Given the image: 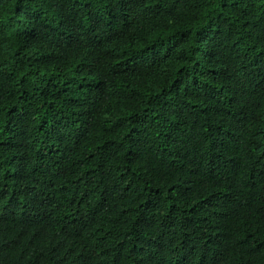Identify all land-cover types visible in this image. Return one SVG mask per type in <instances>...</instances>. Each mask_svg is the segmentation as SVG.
<instances>
[{
	"label": "trees",
	"instance_id": "1",
	"mask_svg": "<svg viewBox=\"0 0 264 264\" xmlns=\"http://www.w3.org/2000/svg\"><path fill=\"white\" fill-rule=\"evenodd\" d=\"M0 264H264V0H0Z\"/></svg>",
	"mask_w": 264,
	"mask_h": 264
}]
</instances>
